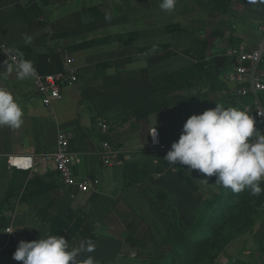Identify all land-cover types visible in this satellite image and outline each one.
Wrapping results in <instances>:
<instances>
[{"label":"crops","instance_id":"obj_1","mask_svg":"<svg viewBox=\"0 0 264 264\" xmlns=\"http://www.w3.org/2000/svg\"><path fill=\"white\" fill-rule=\"evenodd\" d=\"M161 4L0 0V71L14 63L3 53L14 48L43 74L63 71L67 51L80 74L78 84L46 107L34 77L0 73V88L23 111L20 127L0 126V250L15 251L6 233L13 223L26 240L67 232L70 248L91 241L94 251L79 253L78 260L127 252L128 240L139 251L140 239L158 235L162 213L165 221L173 218L162 208L171 205L190 220L223 188L215 176L171 166L152 144L177 138L191 115L216 104L239 107L228 99L235 66L229 51L264 41V3L176 0L171 11ZM194 96L199 103L177 101ZM60 133L69 139L76 178L100 181L88 194L66 188L46 159L57 150ZM106 143L119 151L112 165L103 159ZM205 178L207 185L200 181Z\"/></svg>","mask_w":264,"mask_h":264},{"label":"clouds","instance_id":"obj_2","mask_svg":"<svg viewBox=\"0 0 264 264\" xmlns=\"http://www.w3.org/2000/svg\"><path fill=\"white\" fill-rule=\"evenodd\" d=\"M175 6L176 0H162L164 10L171 11ZM23 39L26 43L31 41L27 34ZM3 53L12 57L14 63H5L0 73L15 71L21 80L37 76L33 62L24 59L18 49L8 48ZM22 117V108L13 94L0 88V126L18 128L23 123ZM151 135L155 141V127ZM164 160L174 165H187L189 172L199 170L205 177L215 176L214 184L235 193L248 189L251 195L259 196L264 191L260 186L264 180V134L256 127L250 112L239 107L216 104L202 114L191 115ZM200 181L209 184L207 178ZM94 247L91 241H86L78 248H70L63 235H46L30 242L20 241L12 258L23 264H95L92 256L77 259L79 253H91Z\"/></svg>","mask_w":264,"mask_h":264},{"label":"rangeland","instance_id":"obj_3","mask_svg":"<svg viewBox=\"0 0 264 264\" xmlns=\"http://www.w3.org/2000/svg\"><path fill=\"white\" fill-rule=\"evenodd\" d=\"M216 196H221L225 203L226 217L215 230L214 216L203 221L214 233L204 246L199 244L210 232L205 228L196 230L202 213L197 211L190 220L186 215V220L178 210L174 213L173 206L166 205V210L162 208L161 212H171L173 218L165 221L164 213H160L162 228L157 230V236L140 239L139 251H134L132 240H128L127 252L93 254L98 259L94 260L95 264H264V204L259 205L257 196L251 195L248 189L235 193L230 188H222Z\"/></svg>","mask_w":264,"mask_h":264},{"label":"built area","instance_id":"obj_4","mask_svg":"<svg viewBox=\"0 0 264 264\" xmlns=\"http://www.w3.org/2000/svg\"><path fill=\"white\" fill-rule=\"evenodd\" d=\"M2 47V49H6L5 46ZM229 56L235 61L234 71L230 78V82L234 84V88L230 92L233 96L240 97L241 99L252 100L250 103L245 102L242 110L250 112V115L256 120V127L264 134V104L260 98L264 94V70L262 68L264 64V41L250 49H232L229 51ZM63 59L64 70L61 72L43 74L39 70H36L37 76L34 77L35 91L43 100L46 107L52 106L56 101L63 98V89L66 86L75 85L80 82L79 68L75 58L69 52L64 51ZM101 127L104 128V131L109 130V126L106 124H102ZM178 139L179 136L166 142L152 144V147L157 148L163 157H165L171 149L172 143L178 141ZM103 149L104 162L107 165H112L113 159L119 151L109 143H106ZM46 159L55 163L60 180L66 188L74 193L88 194L100 185L98 179L89 182L79 181L76 178L73 172V159L69 152V139L65 133L58 135L57 150L53 154L46 156ZM170 165L177 167L181 164ZM38 227L41 229L43 223L38 222L37 229ZM10 231L13 232L8 233ZM6 233L9 235L10 245H13L15 250L20 241L30 242L37 239L34 236L28 240L22 238L21 233L17 231L16 225L13 223L6 228ZM46 235H63L67 241L69 238L67 232H60L59 234L53 232ZM4 252L7 251L0 250V259Z\"/></svg>","mask_w":264,"mask_h":264},{"label":"trees","instance_id":"obj_5","mask_svg":"<svg viewBox=\"0 0 264 264\" xmlns=\"http://www.w3.org/2000/svg\"><path fill=\"white\" fill-rule=\"evenodd\" d=\"M262 68L264 70V64H263ZM261 96L263 98L264 94H262ZM228 99L234 105L239 106V108H241V109H242L243 104L245 103L243 99H241L240 97H236V96L228 97ZM199 100H200L199 96L178 97V99H177L179 104H181V103L185 104L186 102H188L189 104H197V103H199ZM263 101H264V98H263ZM260 186H261L262 189H264V180L261 181V185ZM228 199H229V202L232 201L230 197ZM253 199H254V197H253ZM255 199H257L259 205L264 204V191H262L261 195L255 197ZM205 203L206 204H203L202 207H200L198 209V212L199 213L201 212L202 216L200 218V220H201L200 221V225L197 226L196 230H200V229L205 228V231L206 232H210V233L207 235L208 238L203 243L199 244V246H204V244H207L208 242H210V239L213 237V234H214L212 231L217 229V227H218L217 224L219 222H223V220L226 217V214L224 213L226 211V208L224 207L225 203L222 200L221 196H216L214 198L208 199ZM219 211H222V212L220 214H218ZM211 216L215 217L214 220H215V224L217 225V226H213V230L212 231L210 230V228L206 227V225L203 223V221H205L206 218L209 219ZM176 249H177V246H176ZM13 253H9V252L2 253V257L0 259V264H16V261L12 258ZM19 262L23 263L22 261H19Z\"/></svg>","mask_w":264,"mask_h":264}]
</instances>
